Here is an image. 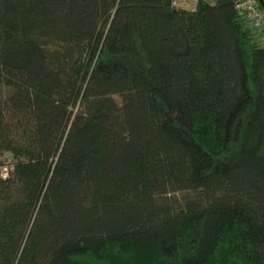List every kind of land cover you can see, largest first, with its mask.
<instances>
[{
  "label": "trees",
  "instance_id": "16d2710c",
  "mask_svg": "<svg viewBox=\"0 0 264 264\" xmlns=\"http://www.w3.org/2000/svg\"><path fill=\"white\" fill-rule=\"evenodd\" d=\"M256 29L234 0H0V264H264Z\"/></svg>",
  "mask_w": 264,
  "mask_h": 264
},
{
  "label": "built area",
  "instance_id": "2783aa9c",
  "mask_svg": "<svg viewBox=\"0 0 264 264\" xmlns=\"http://www.w3.org/2000/svg\"><path fill=\"white\" fill-rule=\"evenodd\" d=\"M235 9L247 23L252 27L259 29L262 36L259 42L264 46V12L261 10L258 0H234ZM172 6L178 5L177 0H171ZM15 168V162L7 155H0V178L5 179L10 177Z\"/></svg>",
  "mask_w": 264,
  "mask_h": 264
},
{
  "label": "rangeland",
  "instance_id": "374dc122",
  "mask_svg": "<svg viewBox=\"0 0 264 264\" xmlns=\"http://www.w3.org/2000/svg\"><path fill=\"white\" fill-rule=\"evenodd\" d=\"M209 1L211 4H214L216 2V0H207ZM178 2V5L180 6H183V7H187V8H191V7H194V2H192V0H177ZM248 26L251 28V29H254L255 27H252L251 24L247 23ZM262 36V33L261 31L259 30V35L257 37V41H259L260 37ZM76 112H82V106L80 104L77 105L76 109H75ZM3 155V154H2ZM7 155V154H5Z\"/></svg>",
  "mask_w": 264,
  "mask_h": 264
},
{
  "label": "crops",
  "instance_id": "0c3cea01",
  "mask_svg": "<svg viewBox=\"0 0 264 264\" xmlns=\"http://www.w3.org/2000/svg\"><path fill=\"white\" fill-rule=\"evenodd\" d=\"M204 1H206V2H208V3H210L209 1H207V0H204ZM192 2H194V6H195V0H192ZM211 4V3H210ZM191 8H193V7H191ZM255 29V28H254ZM257 30V29H256Z\"/></svg>",
  "mask_w": 264,
  "mask_h": 264
}]
</instances>
